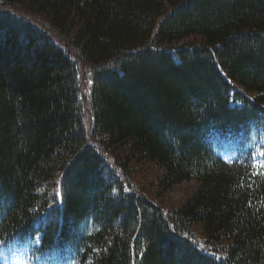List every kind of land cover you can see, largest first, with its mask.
<instances>
[{
    "label": "trees",
    "instance_id": "obj_1",
    "mask_svg": "<svg viewBox=\"0 0 264 264\" xmlns=\"http://www.w3.org/2000/svg\"><path fill=\"white\" fill-rule=\"evenodd\" d=\"M261 151L264 0H0V264H264Z\"/></svg>",
    "mask_w": 264,
    "mask_h": 264
},
{
    "label": "rangeland",
    "instance_id": "obj_2",
    "mask_svg": "<svg viewBox=\"0 0 264 264\" xmlns=\"http://www.w3.org/2000/svg\"><path fill=\"white\" fill-rule=\"evenodd\" d=\"M226 160L232 161L231 158H227ZM195 188H196V183L194 181L184 183L183 185H180L177 189H175L173 192L166 194L163 199H160L156 202L162 205L163 207H165L166 209H170L174 205H178L181 202V200H183L184 196L194 191ZM16 261L15 260L13 261L12 259L8 262V264H21L20 259H17Z\"/></svg>",
    "mask_w": 264,
    "mask_h": 264
},
{
    "label": "snow or ice",
    "instance_id": "obj_3",
    "mask_svg": "<svg viewBox=\"0 0 264 264\" xmlns=\"http://www.w3.org/2000/svg\"><path fill=\"white\" fill-rule=\"evenodd\" d=\"M228 83H231V82L228 81ZM259 157H264V151H261L259 153ZM245 163H247L249 165V167L255 169V171H253L251 173V176H250V179H249V186H251V177L259 176V175L264 174V173H262L259 170V169H264V162H261L260 160H258L257 157L254 154L249 153ZM19 239L23 240V239H27V237L21 236V237H19ZM6 243H8V241L0 240V245H4Z\"/></svg>",
    "mask_w": 264,
    "mask_h": 264
}]
</instances>
